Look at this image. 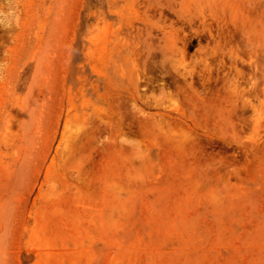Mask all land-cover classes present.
Wrapping results in <instances>:
<instances>
[{
    "label": "rangeland",
    "instance_id": "1",
    "mask_svg": "<svg viewBox=\"0 0 264 264\" xmlns=\"http://www.w3.org/2000/svg\"><path fill=\"white\" fill-rule=\"evenodd\" d=\"M0 264H264V0H0Z\"/></svg>",
    "mask_w": 264,
    "mask_h": 264
}]
</instances>
